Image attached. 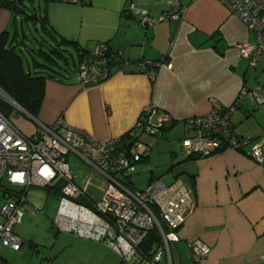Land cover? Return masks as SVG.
I'll list each match as a JSON object with an SVG mask.
<instances>
[{
	"label": "crops",
	"instance_id": "1",
	"mask_svg": "<svg viewBox=\"0 0 264 264\" xmlns=\"http://www.w3.org/2000/svg\"><path fill=\"white\" fill-rule=\"evenodd\" d=\"M39 2L43 4L35 0ZM181 2L187 5L181 20L147 27L129 11V4L154 17L170 8L169 0H82L80 4L51 0L45 4L47 30L73 44L65 47L69 64L79 62L74 46L93 52L98 43L105 42L110 51L121 56L112 62L110 77L99 84L80 87L75 67L66 79L46 80L36 120L51 125L62 117L94 140L119 137L127 142L145 108L154 106L153 122L169 115L171 121L156 135L140 136L151 147L140 171L149 173L147 186L152 180H162L170 188L167 196L182 188L193 190L179 240L169 243L171 264H258L257 258L264 256V168L242 151L230 148L206 158H187L181 154V140L192 133L186 130L184 120L235 104L231 116L234 134L258 142L264 149V103L259 105L249 97L237 99L242 87L264 97V54L255 66L240 55L237 45L253 42L254 35L221 0ZM14 30L26 38L29 46L24 47V53L34 50L32 46L40 41L53 42L20 15L1 8L0 34ZM30 53L23 55L26 66L32 58L42 62L34 51ZM141 62L158 63L154 80L141 70ZM15 124L27 134L35 128L34 121H26L29 130ZM72 177L77 186L96 198L89 192L90 179L84 181L73 173ZM130 183L137 189L131 179ZM30 208L35 213L25 211L39 212ZM194 239L210 246L209 255L199 263L191 259L187 246ZM130 260L145 264L139 254ZM160 264H167L166 259Z\"/></svg>",
	"mask_w": 264,
	"mask_h": 264
},
{
	"label": "built area",
	"instance_id": "2",
	"mask_svg": "<svg viewBox=\"0 0 264 264\" xmlns=\"http://www.w3.org/2000/svg\"><path fill=\"white\" fill-rule=\"evenodd\" d=\"M80 4L82 0H66ZM233 15L237 16L254 35L253 42L237 45L240 55L255 66L264 54V0H221ZM170 8L158 16H150L145 10L129 4V11L138 16L143 26H152L163 21H179L187 10L181 0H169ZM77 68V82L85 88L106 81L111 75V65L119 52H112L105 42L97 44L93 52H82ZM126 63V62H125ZM158 63L141 62L140 68L154 80ZM252 98L257 104L264 97L255 90L242 87L237 99ZM0 101L13 103L0 87ZM15 103L11 104L14 105ZM19 113L27 114L15 104ZM235 104L214 107L209 113L184 120L185 128L191 131L181 140V154L187 158H206L222 149L242 151L256 164L264 168V149L250 139L234 134L231 116ZM153 105L140 114L134 128L128 133L129 140L119 137L98 141L81 129L72 127L59 117L47 125L30 116L35 122L31 134L23 132L13 117L0 109V186L5 201L0 205V241L14 251H19L24 242L14 228L21 223L26 209H31L26 193L32 186L53 187L62 183L56 224L64 232L74 233L100 241L115 250L125 260L139 254L145 264H160L163 258L171 264L169 243L179 240L178 231L187 217V202L193 190L182 188L167 196L169 187L162 180H152L143 191L129 186L130 178L140 171V165L149 156L151 147L142 141V133L156 135L171 121L164 114L157 122L152 121ZM74 153L105 180L102 198L95 201L85 188L74 183L67 156ZM82 198L86 205L78 203ZM35 213L34 209H31ZM155 229L161 243L149 254L139 248L148 232ZM190 257L201 262L210 253V246L200 239L187 242ZM264 262V256L257 258ZM0 264H2L0 262Z\"/></svg>",
	"mask_w": 264,
	"mask_h": 264
},
{
	"label": "rangeland",
	"instance_id": "3",
	"mask_svg": "<svg viewBox=\"0 0 264 264\" xmlns=\"http://www.w3.org/2000/svg\"><path fill=\"white\" fill-rule=\"evenodd\" d=\"M9 99L19 105L12 98ZM2 103L12 108L8 115H14L15 122L23 124L22 127L29 130L25 123L26 121L32 123L34 120L27 114L19 113L15 109V104ZM0 108L6 111L3 107ZM68 161L74 175L78 174L84 181L90 179L89 192L95 195L94 197L97 198H94L95 201L100 200L105 189L103 176L74 153L68 155ZM147 178H149L148 172L139 171L130 179L138 190L143 191L147 188ZM1 186H6L5 179L1 181ZM1 186L0 205L5 201ZM57 194L58 191L54 186L29 188L26 193L27 204L39 212L32 214L25 211L21 223L14 228L15 233L25 243L22 250L14 251L0 241L2 264H136L135 261L130 260L133 255L123 260L115 250L100 241L83 239L74 233L60 230L56 224L59 206ZM77 202L86 205V201L82 198Z\"/></svg>",
	"mask_w": 264,
	"mask_h": 264
},
{
	"label": "trees",
	"instance_id": "4",
	"mask_svg": "<svg viewBox=\"0 0 264 264\" xmlns=\"http://www.w3.org/2000/svg\"><path fill=\"white\" fill-rule=\"evenodd\" d=\"M43 4L35 3V0H0V9H7L16 15H20L22 20L27 24L34 27V29L42 30L44 34H47L50 40L38 42V46L33 45V49L26 51L25 53L31 54L34 51L35 54L42 58V62H39L35 58H32L31 65L26 66L23 55L24 47L29 46L25 36L21 38L17 31H13L10 34L8 31H3L0 34V87L3 91L12 98L19 106L31 117L36 118L44 98L45 82L48 79L63 80L68 78V73L77 71L79 62L81 60V53L86 52L82 48L75 47L77 54V64L67 62V57L64 52L65 47L71 46V42L64 39H57L51 35L46 28V15L44 13L45 4L51 0H42ZM41 6H44L43 13L41 12ZM30 28V26H28ZM32 34H34L32 32ZM27 37V36H26ZM31 40V39H30ZM31 47V48H32ZM62 60L63 64L60 62ZM67 65L68 67H66ZM63 70V71H62ZM0 107H3L6 111H3L5 115L9 116V112L12 108L7 104L0 102ZM1 109V108H0ZM2 110V109H1ZM148 158V157H146ZM145 158V159H146ZM143 159V161L145 160ZM131 186V183H129ZM58 194L61 195L62 183L55 185ZM161 238L158 232L153 229L148 232L145 239L142 241L139 250L144 254H149L155 247L159 246ZM264 264V263H258Z\"/></svg>",
	"mask_w": 264,
	"mask_h": 264
}]
</instances>
